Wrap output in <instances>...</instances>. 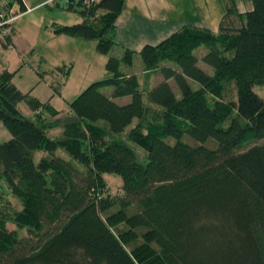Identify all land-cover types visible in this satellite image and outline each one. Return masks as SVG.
I'll return each mask as SVG.
<instances>
[{
  "label": "trees",
  "instance_id": "trees-1",
  "mask_svg": "<svg viewBox=\"0 0 264 264\" xmlns=\"http://www.w3.org/2000/svg\"><path fill=\"white\" fill-rule=\"evenodd\" d=\"M5 1L0 11L25 9ZM124 3L58 2L83 19L54 32L96 39L111 72L69 101V114L21 90L15 71L0 72V120L11 134L0 141V181L22 204L15 230L0 209V264H264V96L254 89L264 82V0L246 12L227 0L216 32L187 24L146 43L143 86L121 66L135 51L110 53ZM105 171L121 175L122 193L106 192Z\"/></svg>",
  "mask_w": 264,
  "mask_h": 264
},
{
  "label": "rangeland",
  "instance_id": "rangeland-1",
  "mask_svg": "<svg viewBox=\"0 0 264 264\" xmlns=\"http://www.w3.org/2000/svg\"><path fill=\"white\" fill-rule=\"evenodd\" d=\"M3 9L4 8H1L0 10ZM19 20L28 23V20L26 19ZM33 29L35 32L38 31V28L35 27V25L33 26ZM44 31L45 30L42 27L40 32L38 31V37H35L33 33L27 35L28 30L24 33V25H21V41L18 46L24 47L25 49V54L23 56L24 60L18 56L17 51L12 49L8 56L0 55V64L5 65L3 61H8L10 59L11 63L8 62L10 70L15 71L13 80L17 83L20 89H28L27 91H30L29 93H31V96H36L42 103H46V107L50 106L55 109L59 108L62 114H57V116L66 115L70 107L69 101L74 99L84 87L90 84L91 81L99 80L111 75V72L105 65L108 55L98 51L96 47V39L94 38L80 40L79 38L74 39L70 35H65L66 38L72 40L67 39L66 41H61L58 40L59 38H56L49 43L46 42L45 35H43L44 33L40 34ZM34 38L36 39L34 40ZM32 47H34L35 50L33 51L34 53L31 54L30 49ZM118 52V48L114 45L110 53L118 54ZM124 66L129 72L138 74L142 79L143 86L144 77L141 73L144 69V63L141 54H135L133 63L124 64ZM154 80H158V77L154 76ZM191 85L196 86L197 82L193 80ZM175 87L176 95L180 97V89L177 86ZM102 89L110 92L112 87L104 86ZM254 89L264 96V82L256 84ZM143 99L145 102L149 101L146 92H144ZM21 107L28 113V116H34L25 102L21 103ZM46 107L44 109H46ZM46 115L49 119L54 118L52 115ZM146 118H151V113L146 116ZM133 123L136 124L137 119L134 120ZM134 124H130L128 127L130 128ZM0 128L5 130V136H3L1 134L2 131H0V140L6 138V135L7 137L10 135L9 130L5 127L2 120H0ZM60 132V127L58 126L50 129L49 135H60ZM186 137L192 140L188 135ZM122 138L133 146L138 160L146 163L148 160L146 149L141 145H137L131 137L128 135L126 136V134L125 136L122 135ZM207 142L213 144L210 140H207ZM60 152L68 157V154L62 150V148L58 153ZM40 153L37 154L38 157L40 156ZM103 176L105 182H107V193H110L111 195L122 193L121 187L123 181L120 174L105 171ZM0 192H2L1 195L3 197V200L0 202V209L2 214L7 216L6 227L8 230H15L16 224L13 222L12 217L17 211L22 209V204L17 197L12 196L8 191L7 186L2 184L1 181ZM17 231L19 237H26L29 234V231H26V229L18 228Z\"/></svg>",
  "mask_w": 264,
  "mask_h": 264
},
{
  "label": "crops",
  "instance_id": "crops-1",
  "mask_svg": "<svg viewBox=\"0 0 264 264\" xmlns=\"http://www.w3.org/2000/svg\"><path fill=\"white\" fill-rule=\"evenodd\" d=\"M59 1L62 0H23V2H25V9L21 11H18L20 10L19 3H8V9L14 12L17 11L20 14L11 22L8 38H4L0 35V55L8 56L9 52L14 49L18 52V56L24 60L23 56L25 54V49L24 47L18 46L21 41V25H24V33L28 30L27 35L33 33L35 37H38V31L40 32L43 27L45 31L40 34L44 33L45 40L49 43L56 38H59L58 40L61 41L69 39L65 36L69 34L55 33L54 26L74 24L81 21L83 17L78 12L63 8L58 4ZM230 1L239 12H246L253 8L252 0ZM226 3L227 0H125L122 11L115 20V46L119 51L118 54H115L122 57L125 48L132 49L135 51V54H139V51L146 43L157 44L160 40L168 37V35L187 24H192L201 28L206 27L216 32L219 30L220 20L227 8ZM5 4V0H0V9L5 7ZM19 19H26L28 23L26 21H20ZM34 25L38 28L36 32L33 29ZM70 36L74 39H86L81 36ZM35 39L36 38H34V40ZM34 50L35 48L32 47L30 53H34ZM3 62L5 65L0 64V72L4 69L10 71L8 65V62L11 63L10 59ZM124 64L121 65L122 70L126 74H131L132 72H129ZM144 72L145 65L141 74H144ZM133 74L138 76L137 73ZM154 76L158 77V80L163 77L159 72L154 74L151 80L152 83L158 81L154 80ZM13 78L14 75L12 76V81L14 82ZM22 90L27 91L28 89ZM58 91L61 92L60 90ZM21 103H19L20 107ZM29 109L34 115V111L30 106ZM57 109L59 110L57 114H62L60 109ZM22 111L28 115L23 109ZM59 127L61 131L62 126ZM0 131H2L1 134L5 136V130L0 128ZM10 136L11 134L8 137L6 135V138L1 140L8 139ZM47 152L48 151L41 150L36 151L35 157L38 156L37 154L39 153L41 155Z\"/></svg>",
  "mask_w": 264,
  "mask_h": 264
},
{
  "label": "built area",
  "instance_id": "built-area-1",
  "mask_svg": "<svg viewBox=\"0 0 264 264\" xmlns=\"http://www.w3.org/2000/svg\"><path fill=\"white\" fill-rule=\"evenodd\" d=\"M7 5H5L6 9ZM19 12H14L12 10L0 11V32L1 34L8 33L10 30L11 22L19 16Z\"/></svg>",
  "mask_w": 264,
  "mask_h": 264
}]
</instances>
